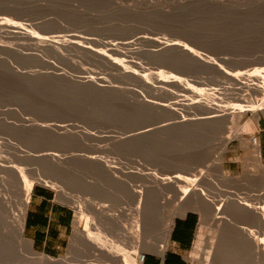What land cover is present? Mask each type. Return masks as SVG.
Instances as JSON below:
<instances>
[{
	"label": "rangeland",
	"instance_id": "1",
	"mask_svg": "<svg viewBox=\"0 0 264 264\" xmlns=\"http://www.w3.org/2000/svg\"><path fill=\"white\" fill-rule=\"evenodd\" d=\"M56 39L67 44L58 45ZM173 44H185L202 62L188 54L189 59L186 52L164 50ZM123 68L137 76L122 74ZM238 72H261L262 78L240 83L234 78ZM214 109H223L232 121L228 126H232L233 137L220 163L212 159L227 127L219 123L221 120L216 123L211 119L216 114ZM261 129L264 0H0V264H28L24 260L30 256L26 250L30 241L24 234L21 256L14 255V250V254L6 251L15 240L25 179L35 182L33 188L49 189L57 201L69 204L74 211L69 243L59 256L39 253L30 242L32 251L54 260L52 264L59 259L68 264H93L96 258V264H129L114 253L113 245L133 253L121 240L122 231H126L122 223L129 225L128 217L135 213L141 198L135 193L144 187L146 193H158L152 195H158L154 201L163 210L173 209L177 203L178 216L195 211L200 221L204 211H210V217L217 212L227 216L224 205L218 208L221 203H231L232 198L233 202L242 198L240 201L251 206L260 203L263 209L264 198L254 194L264 163L261 158L262 165L254 160L251 139ZM240 132H248L246 140L236 137ZM209 159L214 170L204 166ZM230 160L236 161L232 168ZM5 161L13 162L22 172L13 175L4 167ZM202 167L206 179L199 177ZM195 176L199 177L196 183ZM128 187L132 192L126 191ZM186 191L187 198L180 203ZM129 192L134 195L133 203ZM195 196L202 198L203 210L192 201ZM76 203L83 204L87 217L94 214L90 210L96 204L106 206V217L121 216L107 217L105 222L102 215L86 219L78 214ZM240 216L227 217H233L235 223ZM161 218L156 227L162 225L165 218ZM91 221L97 227L100 223L101 235L108 238L110 234L109 243L115 241L110 244L113 253L109 244L107 250L97 251L102 249L92 238L98 228ZM107 221L110 226L101 225ZM238 222L233 227L241 233L248 221L242 225ZM259 231L252 227L248 232L260 236ZM234 232L232 237H238ZM155 236L152 233L150 238ZM194 244L185 253L187 264H198L190 259L194 253L204 258L199 253H204L205 246L201 247L204 251L200 249L203 252L196 253ZM77 248L88 255H77ZM99 252H106V256ZM155 252L150 247L138 251L146 257ZM235 254L233 258L238 256L241 264L240 254ZM203 258L200 264H204ZM233 258L230 256V264ZM80 259L83 262L73 261ZM214 263L211 260L209 264Z\"/></svg>",
	"mask_w": 264,
	"mask_h": 264
},
{
	"label": "bare ground",
	"instance_id": "2",
	"mask_svg": "<svg viewBox=\"0 0 264 264\" xmlns=\"http://www.w3.org/2000/svg\"><path fill=\"white\" fill-rule=\"evenodd\" d=\"M197 0H195V2H196ZM200 1H205V0H200ZM207 1V0H206ZM202 3V2H201ZM205 3V2H204ZM261 3V2H260ZM218 4V3H217ZM220 5V4H219ZM256 5V4H255ZM259 5H261V4H259ZM144 38V37H143ZM145 39V38H144ZM44 40V39H43ZM57 40V39H56ZM62 40V41H61ZM59 39V40H57L56 41V43L58 44V45H61V46H63V45H65V44H67V42L66 41H63V39ZM148 40H149V38H148ZM49 41V40H48ZM53 42V41H52ZM44 44V43H43ZM169 44V43H168ZM184 45L185 44H183V46H181V44H179V45H176V44H173V45H169L168 47H164L165 49L164 50H177V51H181L182 53L183 52H186L187 53V56H188V54L190 55V56H193V59L195 58V59H197V55L194 53V51L193 50H191V49H187V48H185L184 47ZM166 46V45H165ZM188 46V45H187ZM50 47V46H49ZM54 48V47H53ZM163 48V47H162ZM86 50V49H85ZM161 51V50H160ZM177 51H175V52H177ZM98 53V52H97ZM103 54V53H102ZM101 54V55H102ZM170 54H173L172 52L170 53ZM185 54V53H184ZM100 55V54H99ZM100 55V56H101ZM99 56V57H100ZM104 56V55H103ZM183 56V55H182ZM105 58H106V56H104ZM104 57H102V58H104ZM180 57H181V55H180ZM101 58V57H100ZM104 58V59H105ZM162 58V57H161ZM182 58H184V57H182ZM187 58V57H186ZM188 58H189V56H188ZM190 59V58H189ZM193 59H191V61L193 60ZM178 60V59H177ZM197 60H199V58L197 59ZM180 61V60H179ZM200 61V60H199ZM185 62V61H184ZM193 62H194V60H193ZM197 62V61H196ZM200 62H202V61H200ZM207 64V63H206ZM123 70L124 71H122L123 73L122 74H125V75H127V76H137L136 75V72L135 71H131V70H126L125 68H123ZM145 71V70H144ZM252 72V71H251ZM254 72V71H253ZM261 72H260V74L258 73V72H255V73H250V74H243L242 72H238V73H236V74H234V78L238 81V82H240V83H243V82H251L252 81V79H254V80H259V78H262L261 76ZM121 78V77H120ZM138 79V78H137ZM122 81V80H121ZM129 82V81H128ZM144 82V81H143ZM142 83V82H141ZM138 85V84H137ZM119 88H117V90H118ZM121 90V89H120ZM119 90V91H120ZM125 91V90H124ZM230 93V92H229ZM119 94H121V93H119ZM123 94V93H122ZM125 94V93H124ZM123 96V95H122ZM126 97V96H125ZM116 98V97H115ZM123 99H124V97H122ZM130 98V97H129ZM119 99V98H118ZM126 99H127V97H126ZM119 101V100H118ZM132 101V100H131ZM117 103V102H116ZM125 102H123V104H124ZM127 103V102H126ZM130 103V102H129ZM121 104V103H120ZM131 104V103H130ZM133 104H134V102H133ZM191 105V104H190ZM189 105V106H190ZM194 106V105H193ZM128 107H130V106H128ZM196 107V106H195ZM190 109V108H189ZM188 109V110H189ZM202 110V109H201ZM211 110V111H210ZM221 110H223V109H221ZM219 111L218 109H214V112L216 113L215 115H212L210 118L213 120L214 119V121H216V123H218L220 120V124L221 125H223V126H225V127H227V130H224L223 131V133H224V136H221L220 137V139H219V141H218V144H217V147L215 148L216 149V154H215V156H214V158L215 159H212V161H214L215 163H220V160H221V158H222V153H223V150H224V148H225V146H226V144H227V142L233 137H231V132H232V126H228V124H230L232 121H230L231 120V118H230V114H228L226 111ZM187 111V110H186ZM195 111V110H194ZM208 111H210V112H212V109H208ZM202 112H203V110H202ZM198 114V113H197ZM201 114V113H200ZM207 115V114H206ZM205 117V116H204ZM203 118V117H202ZM206 118V117H205ZM229 118H230V120H229ZM185 119H186V117H185ZM195 119V118H194ZM208 119V118H207ZM210 119V120H211ZM189 120V119H188ZM209 120V119H208ZM218 121V122H217ZM231 125H232V123H231ZM240 136V138L242 137V138H244L245 140L247 139L246 137L248 136V132H240L239 134L237 133L236 134V137H238V136ZM249 139V138H248ZM250 144V143H249ZM253 144V145H252ZM251 145H252V148L254 147V149H252L253 150V153H254V160L259 164V165H262V163H260V155H259V149L257 148V142L255 143V142H253ZM213 154V155H214ZM211 158V157H210ZM97 160H98V158H97ZM210 160V159H209ZM98 161H101V159L100 160H98ZM97 161V162H98ZM207 162V164H204V166L206 167V169L207 168H209L210 170L212 169V168H210V166H211V160L210 161H205V163ZM212 164H213V162H212ZM214 165L215 164H213L212 166H213V168H214ZM4 167L7 169V170H9L13 175H15V176H18L19 175V173H18V171H20V170H18V168L13 164V162H10V161H5V164H4ZM205 167H202L201 169H200V171L198 172V174L200 175H198L199 177H201V176H204L205 178H203V179H206V177L207 176H205V173H206V171L204 170V168ZM20 169V168H19ZM208 169V170H209ZM215 169V168H214ZM214 169H212V170H214ZM218 170L219 171H221V172H223L222 171V166H218ZM142 171V170H141ZM140 171V172H141ZM144 171V170H143ZM20 172H22V170L20 171ZM211 172H213V171H211ZM210 171H209V173H211ZM207 174V173H206ZM217 174V173H216ZM221 175L223 174V173H220ZM213 175V174H212ZM217 175H219V174H217ZM113 176H115V175H113ZM196 177L195 176V183L198 181V178L199 177ZM214 176V175H213ZM223 176V175H222ZM202 178V177H201ZM200 178V179H201ZM199 179V180H200ZM226 179V178H225ZM230 178H228L227 177V179L226 180H229ZM41 180V179H40ZM202 180V179H201ZM231 180V179H230ZM203 181V180H202ZM34 183L35 182H30L28 179H25V182H24V187H23V193H22V195H23V198H22V200H21V203H20V207L18 208V220H16L17 221V223H16V225H15V231H14V233H13V237H14V241H13V244H11V245H9V247L10 248H12V251H11V249L9 248V249H7L6 251H10V252H12L13 254H14V252H15V254L14 255H18L19 254V251H20V249L22 248L20 245L22 244V242L24 241V237H23V233H24V224H25V214H26V208H27V206H28V202H29V199H30V195H31V192H32V189H33V186H34ZM121 183H124V182H121ZM124 184H126V183H124ZM127 185H129L128 183H127ZM52 186V185H51ZM130 186V185H129ZM157 187H159L158 185H156ZM206 186V185H205ZM211 186H214L213 185V183H212V185ZM256 186L259 188V189H257L256 190V193L254 194L255 196H257V194L259 195V197L261 196V197H263L264 198V167H263V171H262V174H261V177H260V180H259V183H257L256 184ZM120 187V186H119ZM131 187V186H130ZM137 187V186H136ZM215 187V186H214ZM213 187V188H214ZM62 188V187H61ZM129 188V187H128ZM147 188V187H146ZM150 188V187H149ZM155 189H156V191H158L157 190V188L156 187H154ZM153 188V189H154ZM57 189H59V188H57ZM152 189V190H153ZM130 190V192H132V188L130 189H128V190H126V191H129ZM143 190V189H142ZM150 190V189H149ZM117 191V190H116ZM125 191V192H126ZM139 191H141V190H139ZM145 191V192H144ZM146 191H147V189L145 190V187H144V190L143 191H141L140 193L138 192V191H136V193H135V195H138V196H140L139 198H140V201H138L139 202V204H138V206H136L137 207V209H136V207H135V213L133 214V215H131L130 217H128L129 218V220H130V222L127 220V219H123L124 218V216H123V221L124 220H127L128 221V223H129V225H124V223L125 222H123V221H121L120 219H119V221L118 222H123L122 224H123V226L126 228V231L124 232V231H122V230H125L124 228H122L121 227V225H119L120 223H118L117 222V225L118 226H120L121 228H122V233L124 232V235L121 233V236H123V239H121V240H124V246H125V248H127V246H129L130 248L129 249H132L133 250V253H128V252H125L124 250H122V248H120V247H118V245H117V243H115V241H113V242H111V243H113L114 245V251L112 250L113 249V246H111L110 244L111 243H109L108 242V239H109V241H111V239L112 238H110L109 236H110V234L108 235L107 233H106V236L108 235V238L107 237H105L104 235H101L102 234V232H98V230H100L98 227H99V224L100 223H98V227L96 226V225H94V222L93 221H95V220H93V221H91L92 223V226L94 225L95 227V229H97V231H93V234H94V238H92L93 240H94V242L93 243H95V245L98 247V248H101L102 250H98L97 249V251H103V249H104V251L105 250H107V246H109V247H111V250H110V248L108 247V249L112 252H114L117 256H121V258H123L122 260L124 261L125 259L127 260L126 261V263H128V262H130L129 264H131V262L133 263V264H143L142 263V260H141V256L139 255V253H138V251H139V249H141V251L143 250V249H146V248H148V247H150V248H152V249H154L157 253H160V254H163L164 252H165V250L167 249V247H168V244H169V239H170V234H171V231H172V228H173V226H174V221H175V218L179 215V211H178V209H179V204H177V203H175V205H174V207H173V209H170V210H163V208H161V205H159L156 201H154L155 199H154V195H152V193L153 192H155L154 190H153V192L151 193V192H149V193H146ZM188 191V190H187ZM184 192L183 193V195H182V197H180L179 198V201H180V203L183 201V200H185L187 197V195H188V192ZM118 192V191H117ZM129 192V193H130ZM59 193H61V191L59 192ZM121 193V192H120ZM128 193V194H129ZM139 193V194H138ZM156 193V192H155ZM237 193V192H236ZM235 193V197H234V199H237L236 197L237 196H239V194L240 193H237L236 194ZM123 194H126V193H124L123 192ZM131 194V193H130ZM129 194V199H127L128 198V196L125 198V199H127V201L129 200V201H131L132 200V198H131V196H132V194L130 195ZM134 194V193H133ZM156 194H158V193H156ZM234 194V193H233ZM242 194V193H241ZM241 194H240V196H241ZM63 195H64V193H63ZM120 195H122V194H120ZM127 195V194H126ZM200 195H201V197H207V195H205V193H200ZM203 195V196H202ZM232 195V194H231ZM237 195V196H236ZM243 195H244V193H243ZM253 195V194H252ZM251 195V196H252ZM158 195H156V197H157ZM245 196H247V195H245ZM248 196H250V195H248ZM66 197V196H65ZM70 197V196H69ZM121 197V196H120ZM119 197V198H120ZM124 197V196H123ZM133 197V199H134V195L132 196ZM136 197V196H135ZM155 197V198H156ZM186 197V198H185ZM201 197H194L193 198V200L192 201H194V204H195V206L200 210V209H202L203 210V208H201L200 207V202H202L201 201ZM203 197V198H204ZM241 197H243V196H241ZM68 198V197H67ZM73 198V197H72ZM144 199V201H141V199ZM230 198H231V196H230ZM229 198V199H230ZM239 198V197H238ZM250 198V197H249ZM252 198H254V197H252ZM252 198H250V199H252ZM122 199V198H121ZM240 199H242V198H240ZM240 199H239V201L237 202L236 200H235V202H233L232 200H233V198L232 199H230V201H231V203L228 201V202H225L226 203V205L224 204V203H219L220 205H219V210H221V209H223V205H224V208H226V211H224V209H223V214L226 212L228 215L227 216H232V215H235V217L237 216H239V215H241L240 217H244V218H242V219H247V221L248 222H246V223H244V225L243 226H245L246 225V227L247 228H243L242 229V231H241V233L239 232L238 233V231H237V229H234V224H236V222H240L241 220H238V219H240V217L238 218V219H236L235 217V219L237 220L235 223H233V221H235V220H233V217L231 218V217H227V216H222L219 212H217V213H219V214H212L213 216L212 217H210L209 216V213H210V211H204V212H202V217H201V221H200V223H201V225H200V227L198 228V231H197V234H196V237H195V241H194V243L196 244H194V246H195V248H194V252H200V251H202L203 249L201 248V247H203V246H205L204 247V253H199V254H204V258H203V256L201 257V255H198V256H196L197 254H195L194 253V255H192L191 256V261L193 262V263H195V262H197L198 264H200V262H201V260H202V258H203V263L204 264H209L210 263V261L211 260H213V262H215L214 264H217V263H221V264H226V262L228 263L229 261H230V256L233 258L234 256H232V254H235V253H239L240 255H239V259L241 260V264H264V208L262 209V207H260L259 205H260V203H259V205H249V204H247L246 202H244V201H240ZM247 199V198H246ZM245 199V200H246ZM261 199V198H260ZM67 200H69V198L67 199ZM123 200V199H122ZM135 200H137L136 198H135ZM238 200V199H237ZM249 200V199H248ZM253 200V199H252ZM251 200V201H252ZM263 200V199H262ZM134 201V200H133ZM258 201V200H257ZM256 201V202H257ZM260 201V200H259ZM203 202H205L204 200H203ZM255 202V201H254ZM74 203V202H73ZM80 203V202H79ZM130 203H133L132 201L130 202ZM248 203H250V200L248 201ZM82 204V203H81ZM85 204V203H84ZM134 204H137V203H134ZM203 204V203H202ZM263 204H264V201H263ZM75 205V204H74ZM87 205H89V204H87ZM203 205H206V204H203ZM105 206V205H104ZM104 206H102V204H96L93 208H92V211L90 210V212H92V213H94V214H91V216L93 215V216H99V215H102L103 217L105 216V215H107L108 214V211H107V214H105L104 212H105V210H106V208H104ZM130 206H131V204H130ZM264 206V205H263ZM76 207H77V210H78V214H80V216L81 215H85L84 213V208H82L83 207V204H82V206H80L79 204H77L76 203ZM85 207H86V205H85ZM106 207V206H105ZM162 207H164V206H162ZM108 208V207H107ZM134 208V207H133ZM105 209V210H104ZM119 209V208H118ZM127 209V208H126ZM123 211H124V209H122ZM131 210V209H130ZM128 211H129V207H128ZM132 211H133V209H132ZM132 211H129V213H131ZM117 212V211H116ZM119 212H120V210L118 211V214H119ZM126 211H124V213H125ZM222 212V211H221ZM121 213H122V211H121ZM120 213V214H121ZM133 213V212H132ZM161 213L163 214V215H161ZM225 213V214H226ZM88 214V213H87ZM116 214V213H115ZM114 214V215H115ZM117 214V215H118ZM123 214V213H122ZM89 215V214H88ZM112 215H113V213H112ZM126 215H127V213H126ZM130 214H128V216H129ZM159 215H161V217L163 216L165 219H164V221H163V223H162V218L161 217H159ZM217 215H219V216H217ZM79 216V215H78ZM91 216H89V217H87L86 215H85V217H87L86 219H91ZM92 216V217H93ZM101 216V217H102ZM111 215H109V216H107L108 218L110 217ZM119 217L121 216V215H118ZM82 217V216H81ZM101 217H100V219H101ZM106 217V216H105ZM104 217V222H105V219H107V217L105 218ZM112 217V219H113V217H116V215L115 216H111ZM118 217V218H119ZM161 218V223H162V225L161 226H157L156 227V223L159 221V218ZM98 218V217H97ZM117 217H116V219H118ZM229 218H231L232 220H230ZM80 219V218H79ZM92 219H94V217L92 218ZM111 219V220H112ZM116 219H114V220H116ZM245 219V220H246ZM82 220H85V219H82ZM245 220H242L240 223H241V225L243 224V222H245ZM98 221V220H97ZM102 221H103V219H102ZM89 222V221H88ZM96 222V221H95ZM108 222L109 221H107V223H103V224H101V225H105V224H108ZM116 222V221H115ZM238 222V223H239ZM111 223V222H110ZM127 223V222H126ZM237 223V224H238ZM96 224V223H95ZM112 224V223H111ZM114 224V223H113ZM113 224H112V226H113ZM85 225V224H84ZM109 225V224H108ZM116 225V226H117ZM159 225V224H158ZM239 225V224H238ZM110 226V225H109ZM115 226V225H114ZM154 226H155V228H154ZM97 227V228H96ZM119 227V229H121ZM128 227V228H127ZM152 227L154 228V229H152ZM233 227V228H232ZM241 227V226H240ZM252 227H257L258 228V230H261V231H259L260 233H261V235L260 236H258L257 234H255V235H251V233H249L248 231H249V228H252ZM93 228V227H92ZM93 228V229H94ZM104 228V227H103ZM107 227H105V229H106ZM158 228V229H157ZM234 229V230H236L235 232H237L238 233V235L234 232V230L233 231H231L232 229ZM242 228V227H241ZM112 229H114V228H112ZM112 229H110L111 230V232H112ZM117 229V228H116ZM115 229V230H116ZM118 229V230H119ZM239 229V228H238ZM102 230H104V229H102ZM208 230H210V233L208 232ZM250 230H252V229H250ZM254 230V229H253ZM252 230V231H253ZM105 231V230H104ZM120 232V231H119ZM209 234H208V233ZM231 232L233 233L234 232V235L235 236H238V237H235V238H233L234 236H233V234H231ZM251 232V231H250ZM254 232H256V231H254ZM258 232V233H259ZM99 233V234H98ZM105 233V232H104ZM113 234H114V231L112 232ZM117 233V232H116ZM152 233H153V235L155 234L156 236V238H154V239H151L150 237H151V235H152ZM157 233V234H156ZM253 233V232H252ZM120 234V233H119ZM117 235H118V233H117ZM113 236V235H112ZM233 236V237H232ZM13 237H11V239H13ZM114 237V236H113ZM117 238H118V236H117ZM120 238V237H119ZM233 240H232V239ZM10 239V240H11ZM92 239H89V241H91ZM235 239V240H234ZM120 240V239H119ZM118 240V241H119ZM2 242V241H1ZM11 243H12V240L10 241ZM123 241H121V243H122ZM8 243V242H7ZM91 243V242H90ZM27 245H26V250L28 251V253H29V255L31 256H29V258L27 257V258H25V262L26 263H28V264H52V263H50V261L52 260V259H50V260H48L49 259V257H44V255H39V253H37V252H34V251H32V249H31V244H30V242H28V243H26ZM87 244V243H86ZM109 244V245H108ZM123 244V243H122ZM121 244V245H122ZM81 245V244H80ZM90 245V244H89ZM91 245H92V243H91ZM116 245V246H115ZM5 246H7V245H4V247ZM88 246V245H87ZM96 246H94V244H93V246H92V248L93 247H95V249L93 250V252L94 251H96ZM21 247V248H20ZM77 247V246H76ZM75 247V248H76ZM236 248V250H234L233 251V248ZM83 247H82V245H81V249H82ZM143 248V249H142ZM206 248H208V250H206ZM83 249H85V250H87V248H86V246H84V248ZM82 249V250H83ZM89 249V248H88ZM90 249H91V247H90ZM89 249V250H90ZM200 249H202V250H200ZM13 250H14V252H13ZM78 250V251H77ZM77 250H76V254L78 253V252H80V250L77 248ZM109 250H108V253H109ZM127 250V249H126ZM200 250V251H199ZM135 251V252H134ZM202 251V252H203ZM21 252V251H20ZM92 252V251H91ZM112 252V253H113ZM193 252V251H192ZM82 253H84V252H80V254L79 255H81V256H84V255H82ZM86 253V252H85ZM84 253V254H85ZM100 253V252H99ZM105 253L106 252H102V253H100V254H102V256H106L105 255ZM108 253H107V255H108ZM21 254V253H20ZM19 254V255H20ZM87 254V253H86ZM94 254V253H93ZM99 254V255H100ZM104 254V255H103ZM78 255V254H77ZM88 255V254H87ZM98 255V256H99ZM109 255H110V253H109ZM115 255V256H116ZM235 255H238V254H235ZM21 256V255H20ZM20 256H18V257H20ZM101 256V255H100ZM112 256V255H111ZM113 256H114V254H113ZM241 256V257H240ZM17 257V256H16ZM17 257V258H18ZM75 257V256H74ZM73 257V258H74ZM237 259H238V256H235ZM51 258V257H50ZM89 258V257H88ZM100 258V257H99ZM98 258V259H99ZM104 258V257H103ZM118 258V257H117ZM121 258H120V260H121ZM132 258H134V260L132 259ZM236 258H233V260H236L237 261V263H238V260L236 259ZM97 259V258H96ZM95 259V261L94 262H92L93 264L97 261ZM107 259V258H106ZM110 259V258H109ZM116 259V258H115ZM119 259V258H118ZM56 260V259H55ZM86 260V259H85ZM128 260H131V261H128ZM233 260H231V264L234 262ZM54 260H52V262H53ZM58 261V260H57ZM56 261V262H57ZM73 261H75V262H77V263H81V262H83L81 259L80 260H73ZM72 261V262H73ZM56 262H54V264L56 263ZM58 264L59 263H61V264H68L67 262H66V260L65 259H59V261L57 262ZM56 263V264H57ZM235 264H237L236 262H234ZM69 264H70V262H69ZM85 264V263H84ZM91 264V263H90ZM96 264V263H95ZM229 264H230V262H229ZM238 264H240V263H238Z\"/></svg>",
	"mask_w": 264,
	"mask_h": 264
},
{
	"label": "crops",
	"instance_id": "3",
	"mask_svg": "<svg viewBox=\"0 0 264 264\" xmlns=\"http://www.w3.org/2000/svg\"><path fill=\"white\" fill-rule=\"evenodd\" d=\"M253 136L257 137V148L264 163V129ZM235 162L230 160L229 167ZM73 220L74 211L69 204L57 201L49 189L35 186L26 208L23 234L37 252L59 256L68 246ZM199 223L200 217L195 211L176 217L167 249L163 254H149L145 264H187L185 253L193 246Z\"/></svg>",
	"mask_w": 264,
	"mask_h": 264
},
{
	"label": "built area",
	"instance_id": "4",
	"mask_svg": "<svg viewBox=\"0 0 264 264\" xmlns=\"http://www.w3.org/2000/svg\"><path fill=\"white\" fill-rule=\"evenodd\" d=\"M252 141L256 143V142H257V137H256V136H253V137H252ZM145 258H146V255L143 254V255L141 256L142 263H144Z\"/></svg>",
	"mask_w": 264,
	"mask_h": 264
}]
</instances>
